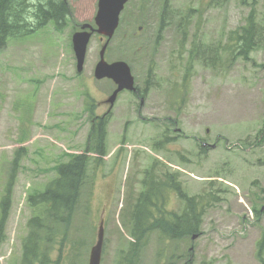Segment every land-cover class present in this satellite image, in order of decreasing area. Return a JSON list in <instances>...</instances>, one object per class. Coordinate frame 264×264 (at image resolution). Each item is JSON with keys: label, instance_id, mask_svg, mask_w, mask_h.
I'll return each mask as SVG.
<instances>
[{"label": "rangeland", "instance_id": "rangeland-1", "mask_svg": "<svg viewBox=\"0 0 264 264\" xmlns=\"http://www.w3.org/2000/svg\"><path fill=\"white\" fill-rule=\"evenodd\" d=\"M66 1L72 15L61 30L49 23L10 39L0 52V199L13 155L24 150L0 264L19 262L32 214L27 195L45 186L56 164L69 161L65 154L85 152L94 121L105 115L106 156L98 164L89 156L65 263L87 264L102 221L100 264H115L130 241L122 215L129 221L138 193L151 182L163 187L166 174L183 197L202 201L201 227L191 238L151 231L137 264H257L256 243L264 234V33L255 36L246 61L211 49L227 47V34L243 25L251 3L263 25L264 0H167V8L163 0H129L104 61L126 63L139 95L125 90L113 101V84L92 77L105 38L91 37L81 73L70 46L80 25L94 28L97 0ZM165 12L171 16L158 33ZM32 18L29 6L25 22ZM184 206L163 190L150 212L179 216Z\"/></svg>", "mask_w": 264, "mask_h": 264}, {"label": "trees", "instance_id": "trees-1", "mask_svg": "<svg viewBox=\"0 0 264 264\" xmlns=\"http://www.w3.org/2000/svg\"><path fill=\"white\" fill-rule=\"evenodd\" d=\"M167 2V0H163L164 8H167ZM29 6L33 9L34 18L30 24L26 23L24 19V13ZM70 13V7L65 0H0V49L5 46L8 39L31 33L50 21L59 29L63 20ZM168 17L169 14L165 12L158 25V33H161ZM258 33H264V24L261 25V20L255 16L254 4L251 3L250 11L244 18L243 25L227 34L229 37L226 48L224 45H220L213 49L215 56L227 51L230 61L239 58L247 60L249 53L256 48L254 38ZM157 40L158 38L156 42ZM105 125V117L97 120L91 134L93 141L85 149V153H94L98 156L96 161H100L105 155ZM22 152L24 150L19 149L13 155L8 181L0 201V245L3 241L4 227L11 207L12 189ZM65 156L69 157L67 154ZM88 160L84 154L70 156L68 162H59L53 167L54 175L43 187L42 192L34 191L28 198L29 206L37 214L27 222V234L21 243L20 264H59L65 243H71L73 240V236L69 233V227L72 224L79 195L86 178ZM164 187H166L164 184L163 187H160L157 183L151 182L137 198L129 218L132 223L128 228L133 242L128 243L126 254L119 255L117 264H134L138 251L147 243L146 239L153 230L159 231L170 239L189 237L199 232L204 212L202 201H199L198 197H183L181 190L174 184L169 186V189L177 193L184 201L185 206L182 214L171 215L170 218H167L168 212L162 213L159 217L150 212V208L154 206V198L161 194V191L156 188L163 190ZM56 238L61 240L59 241L58 255L55 260H52L49 249ZM68 252L69 247L66 249V253ZM70 257L71 255H65L66 260H69Z\"/></svg>", "mask_w": 264, "mask_h": 264}, {"label": "water", "instance_id": "water-1", "mask_svg": "<svg viewBox=\"0 0 264 264\" xmlns=\"http://www.w3.org/2000/svg\"><path fill=\"white\" fill-rule=\"evenodd\" d=\"M127 0H99L98 11L95 17V24L97 26V33L102 34L110 38L114 33L118 25V16L123 9L124 4ZM90 28L89 25H83L82 30ZM90 38V34L86 32L75 33L72 37V46L74 54L77 58V70L80 71L87 44ZM107 43L100 51V63L95 69V77L101 79L107 77L112 79L119 87L117 91L122 89L133 90L132 79L129 76V71L124 63L118 62L112 65H106L103 62V54ZM114 95L111 100H114ZM103 229L100 225L98 230V241L96 245L91 249L89 263L88 264H99L101 244H102Z\"/></svg>", "mask_w": 264, "mask_h": 264}, {"label": "flooded vegetation", "instance_id": "flooded-vegetation-1", "mask_svg": "<svg viewBox=\"0 0 264 264\" xmlns=\"http://www.w3.org/2000/svg\"><path fill=\"white\" fill-rule=\"evenodd\" d=\"M138 94V92L136 93V95Z\"/></svg>", "mask_w": 264, "mask_h": 264}]
</instances>
